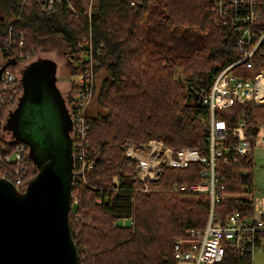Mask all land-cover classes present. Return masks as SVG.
I'll use <instances>...</instances> for the list:
<instances>
[{
	"label": "trees",
	"instance_id": "16d2710c",
	"mask_svg": "<svg viewBox=\"0 0 264 264\" xmlns=\"http://www.w3.org/2000/svg\"><path fill=\"white\" fill-rule=\"evenodd\" d=\"M70 1L76 3L75 10L61 4L46 11L41 0L0 2L13 14L7 23L0 20V70L6 66L21 70L31 61L24 63L18 56L21 52L32 56L56 49L65 57L69 73L75 74L81 56L78 43L91 39L100 48L96 68L104 69L105 76L94 84L93 97L100 108L93 113L87 109V151L93 163L85 182L73 181L69 209L78 264H176L173 239L186 228L206 224L210 201L208 193L171 186L199 179L204 163L194 159L184 166L163 165L144 190L135 173L136 159L124 153L123 144L157 135L171 147H196L201 154L208 153L202 123L208 109L201 100L218 71L239 56L237 27L216 22L213 0H135L132 6L130 0H89L80 6V0ZM9 26L23 33L22 47H5ZM256 66H264V54ZM178 68L181 77L175 76ZM239 71L250 75L245 66ZM73 86L70 81L67 95ZM254 106L234 103L215 109L227 128L222 139L225 149L216 165L220 190L253 191L251 151L235 152L238 138L232 129L242 118L253 144L258 133ZM4 114L1 107L0 129L8 135H0L2 152L9 151L16 140L5 128ZM30 163L33 174L36 167ZM234 205L249 211L253 201L219 199L214 209L222 222ZM123 218L129 223H120ZM245 259L227 245L215 264H244Z\"/></svg>",
	"mask_w": 264,
	"mask_h": 264
},
{
	"label": "built area",
	"instance_id": "2783aa9c",
	"mask_svg": "<svg viewBox=\"0 0 264 264\" xmlns=\"http://www.w3.org/2000/svg\"><path fill=\"white\" fill-rule=\"evenodd\" d=\"M134 1L130 0L131 6ZM212 2L216 22L237 27L235 48L239 56L218 71L209 91L201 100L208 109V116L202 121L207 135L208 153L201 154L198 148L189 146L172 148L157 138L139 142V144L145 142L142 143L143 146L148 144L144 148L134 142H128L124 153L136 159L135 173L142 182L144 190L149 188L148 181L160 175L163 165L184 166L194 159L202 160L204 163L199 179L180 180L171 186L173 190L208 193L210 201L206 224L203 227L186 228L183 234L173 240L172 255L176 264H215L222 258L227 245L240 257L247 256L244 264H253V253L261 250L264 245V207L261 206V199L253 200L250 191L220 190L216 165L225 149L222 139L227 133V128L220 123L215 109L231 106L234 103L256 105L264 102V66H256L264 54V0H213ZM41 3L46 11L61 4H66L71 10H75L70 0H41ZM23 41V33L11 31L9 26L4 38L5 47L12 44L22 47ZM78 46L81 52L78 59L79 70L70 79L74 82V86L69 95H67L68 89L64 97L65 106L72 120L69 133L72 137L74 160L73 181L77 183L85 182V173L93 163L87 151V109L95 89L94 72L98 65L95 55L100 53V48L94 47L91 39L84 41L83 44L79 42ZM256 55L259 59L255 60ZM18 56L20 59H25L24 63L34 58L28 52H21ZM240 66L250 70V75L241 74ZM21 94L19 66L3 67L0 71V108H5L4 115L16 106ZM2 120L3 118L0 117V122ZM244 124V120L240 118L232 129L233 134L238 138L235 146L237 154L249 153L252 147ZM30 160L28 145L16 139L9 151H0V175L10 179L18 189L22 190L31 175ZM225 160L224 156L223 161ZM226 196L252 199V209L246 211L243 207L234 205L222 222L214 209V204Z\"/></svg>",
	"mask_w": 264,
	"mask_h": 264
},
{
	"label": "water",
	"instance_id": "95a60500",
	"mask_svg": "<svg viewBox=\"0 0 264 264\" xmlns=\"http://www.w3.org/2000/svg\"><path fill=\"white\" fill-rule=\"evenodd\" d=\"M57 79L55 63L47 58L20 70L22 94L5 128L28 145L36 170L22 190L0 175V264H78L69 226L72 120Z\"/></svg>",
	"mask_w": 264,
	"mask_h": 264
},
{
	"label": "rangeland",
	"instance_id": "374dc122",
	"mask_svg": "<svg viewBox=\"0 0 264 264\" xmlns=\"http://www.w3.org/2000/svg\"><path fill=\"white\" fill-rule=\"evenodd\" d=\"M2 1L3 0H0V2H2ZM87 1H89V0H80V1H78L77 5L78 6L85 5V3ZM73 6L75 7L76 3H74ZM76 7H75V9H76ZM88 12L89 11H87V13ZM12 15L13 14H11L9 9H6L4 7H0L1 21L7 23L13 17ZM81 43L83 44L84 42L82 41ZM79 53L81 54V52H79ZM33 57H34L33 59H37V58L51 59L55 63V74L58 77V79L56 81V86L59 89V91L62 94V96L65 97V95H66V93H67V91L69 89V86H70V81H71L70 79L74 75V74H70L69 73V67H68V64L65 62V57L62 54L58 53L56 49L47 50V51H38V52H36V54L33 55ZM33 59H31V60H33ZM77 64H78V62H77ZM78 70H79V68H78ZM78 70H77V72H78ZM180 73H181V69H179V68L176 69L175 76L176 77H181ZM104 76H105V70L102 69V68L97 69L94 72V81H95V83L99 84V82L102 80V78ZM93 97H94V94H93ZM262 106L263 105H255L253 107V120L256 122V123L255 122L254 123L259 127V132L263 129V125H264V112L260 108ZM99 108H100V106H98L96 101L92 98V100H91V102H90V104L88 106V112L93 113V112L97 111ZM257 108H259V109L257 110ZM8 112H9V110L6 113V116H7ZM259 132L257 133V135H259ZM0 135L5 136V137L8 136L7 133L5 132V129L4 130L0 129ZM149 138H157V139H161L162 140V138H160L157 135H151V136H148L147 138H144V139H141V140H138V141H135L133 139H128L123 144V151H124L125 145L128 142H130V143L134 142L137 145V144H139V142L146 141ZM263 140L264 139H262L260 136L259 137L257 136L256 143L253 145V150H252V157H253L252 172L253 173H261L263 175V177H264V142H263ZM142 143H145V142H142ZM142 143H140L137 146H140V147H143V148H144V146L145 147L148 146L147 143L144 146H143ZM172 148H174V147H172ZM186 194L189 195V193H186ZM73 201H77V199L74 197ZM119 222L122 223V224L123 223H125V224L129 223V221L127 219H126L125 222L122 221V220H119ZM253 261L255 263H258L259 261H264V251L260 255H259L258 252H255L254 255H253Z\"/></svg>",
	"mask_w": 264,
	"mask_h": 264
},
{
	"label": "crops",
	"instance_id": "0c3cea01",
	"mask_svg": "<svg viewBox=\"0 0 264 264\" xmlns=\"http://www.w3.org/2000/svg\"><path fill=\"white\" fill-rule=\"evenodd\" d=\"M256 105H258V104H256ZM260 108L264 112V106H262ZM258 109L259 108H257V110ZM258 132H259V127H258ZM257 136L258 137L260 136L262 139H264V125H263V129L259 132V135H256V137L254 139V142H253L251 150H250L251 151V156H252L253 145L256 143ZM263 142H264V140H263ZM252 159H253V157H252ZM252 187H253V191H250L251 197L253 198L254 201H258V200L261 199V206L264 207V177H263V175L261 173H253V184H252ZM120 220H124V222L126 221V219H120ZM127 220H129V219H127ZM263 251H264V245H263V248L261 250H258V251H255V252H258L259 255H260V254L263 253ZM254 253H253V255H254ZM252 262H253V264H264V261H259L258 263H255L252 260Z\"/></svg>",
	"mask_w": 264,
	"mask_h": 264
},
{
	"label": "bare ground",
	"instance_id": "6f19581e",
	"mask_svg": "<svg viewBox=\"0 0 264 264\" xmlns=\"http://www.w3.org/2000/svg\"><path fill=\"white\" fill-rule=\"evenodd\" d=\"M212 6V5H211ZM9 57V56H8ZM7 65V64H6ZM1 71V70H0ZM219 181V180H218Z\"/></svg>",
	"mask_w": 264,
	"mask_h": 264
},
{
	"label": "flooded vegetation",
	"instance_id": "af4514ba",
	"mask_svg": "<svg viewBox=\"0 0 264 264\" xmlns=\"http://www.w3.org/2000/svg\"><path fill=\"white\" fill-rule=\"evenodd\" d=\"M0 20H1V18H0ZM6 133H7V131H5Z\"/></svg>",
	"mask_w": 264,
	"mask_h": 264
}]
</instances>
